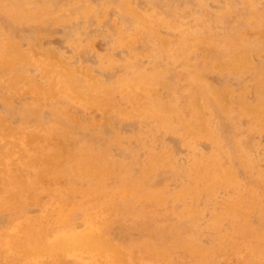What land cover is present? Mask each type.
<instances>
[{"label":"rangeland","instance_id":"1","mask_svg":"<svg viewBox=\"0 0 264 264\" xmlns=\"http://www.w3.org/2000/svg\"><path fill=\"white\" fill-rule=\"evenodd\" d=\"M0 264H264V0H0Z\"/></svg>","mask_w":264,"mask_h":264},{"label":"bare ground","instance_id":"2","mask_svg":"<svg viewBox=\"0 0 264 264\" xmlns=\"http://www.w3.org/2000/svg\"><path fill=\"white\" fill-rule=\"evenodd\" d=\"M44 63V66H45V68L47 69V70H49V71H51V72H54L55 71V68H54V65L53 64H51V63H48V62H43ZM57 69V68H56ZM61 70V69H60ZM55 73V72H54ZM67 73V72H66ZM58 76L59 77H62V83H61V88H63V89H65V90H69L71 93H72V90H71V88L73 87L74 88V90H73V96L75 95L77 98L79 97V99L81 98L82 100H84L86 103H88V104H95V102L97 101V100H95V99H92V98H87V97H85L84 96V94H82L81 92H80V90L77 88V90L75 89V84L73 83V81H72V79L70 78L71 76H67V75H60V74H58ZM83 102V101H82ZM24 143V142H23ZM63 143H60L59 145L60 146H58L57 147V150H56V158L57 157H60V156H62V154H63V149H62V147H63V145H62ZM70 145V144H69ZM27 150V149H26ZM53 151V150H52ZM35 152V151H34ZM18 160V159H17ZM13 161V160H12ZM28 162V161H27ZM67 162H68V160H67ZM38 163H40V162H38ZM15 189V188H14ZM96 215V214H95ZM94 216V215H93ZM100 222H102V221H100ZM103 223V222H102ZM83 224H81V226H82ZM99 230H100V228H99ZM103 230V229H102ZM102 234H104V233H102ZM103 236V235H102ZM99 237V236H98ZM94 238H95V236H94ZM103 238H104V236H103ZM108 238V237H107ZM111 238V237H110ZM97 239V238H96ZM95 239V240H96ZM91 237L89 236V235H78V236H75V237H70V238H67V239H64L62 242H61V244L60 243H57V248H59V247H61L62 245H66V242H69V243H72L73 245H77V246H79V247H90L91 246ZM94 240V239H93ZM103 240V239H102ZM108 240V239H107ZM108 247H109V245H108ZM108 249V248H107Z\"/></svg>","mask_w":264,"mask_h":264}]
</instances>
